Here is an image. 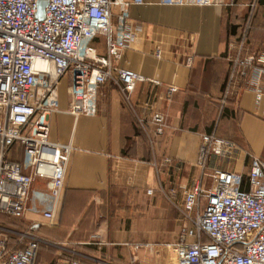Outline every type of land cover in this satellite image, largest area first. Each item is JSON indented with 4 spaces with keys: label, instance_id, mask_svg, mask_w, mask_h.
Returning <instances> with one entry per match:
<instances>
[{
    "label": "crops",
    "instance_id": "0c3cea01",
    "mask_svg": "<svg viewBox=\"0 0 264 264\" xmlns=\"http://www.w3.org/2000/svg\"><path fill=\"white\" fill-rule=\"evenodd\" d=\"M119 2L113 22L124 14L134 38L113 63L142 76L130 104L106 82L87 95L88 112L74 116L68 78H61L48 139L74 148L62 196L54 204L49 182L37 178L22 217L0 214L7 250L37 238L32 264H168L164 248L187 225L177 208L184 192L199 182L210 187L214 169L243 175L251 156L264 159V0ZM247 21L242 55L254 56V65L224 100L227 50L238 48ZM90 46L105 54L104 37ZM155 112L165 116L161 134ZM211 133L235 149H223L224 157L211 152L202 167L199 136ZM9 155L22 161L21 147ZM51 209L53 217H45Z\"/></svg>",
    "mask_w": 264,
    "mask_h": 264
},
{
    "label": "built area",
    "instance_id": "2783aa9c",
    "mask_svg": "<svg viewBox=\"0 0 264 264\" xmlns=\"http://www.w3.org/2000/svg\"><path fill=\"white\" fill-rule=\"evenodd\" d=\"M39 1L0 0V214L13 218L22 217L37 178L49 182L54 204L62 196L74 148L70 142L48 139L49 117L58 110L60 79L68 78L67 112L74 116L88 112L87 95L106 82L114 84L130 104L142 79L113 63L134 38L132 22L124 14L113 22L112 9L119 0H45L42 19L36 15ZM171 1L202 5L211 0ZM248 25L249 21L238 48L227 50L230 71L224 100L236 79L245 77L254 65V56L242 55ZM96 36L105 39L104 55L90 46ZM151 120L161 134L165 116L155 112ZM199 137L197 163L202 167L211 152L223 156V149H235L212 133ZM15 145L22 149V161L10 158ZM210 178V187L199 182L184 192L177 207L187 225L167 245L176 264H264V159L251 156L245 177L214 169ZM43 215L52 218L54 209ZM37 245V238L29 235L23 248L7 250L0 237V264H32Z\"/></svg>",
    "mask_w": 264,
    "mask_h": 264
},
{
    "label": "rangeland",
    "instance_id": "374dc122",
    "mask_svg": "<svg viewBox=\"0 0 264 264\" xmlns=\"http://www.w3.org/2000/svg\"><path fill=\"white\" fill-rule=\"evenodd\" d=\"M247 173H248V168H247L246 173L243 174V176H246ZM164 251H166V253L168 254V257H167L168 264H176V262L174 260V256H173V254H174L173 251L168 247H165ZM161 258H163V257H161Z\"/></svg>",
    "mask_w": 264,
    "mask_h": 264
},
{
    "label": "water",
    "instance_id": "95a60500",
    "mask_svg": "<svg viewBox=\"0 0 264 264\" xmlns=\"http://www.w3.org/2000/svg\"><path fill=\"white\" fill-rule=\"evenodd\" d=\"M46 5V1L45 0H40L38 2V9H37V17L42 19L43 18V10H44V6Z\"/></svg>",
    "mask_w": 264,
    "mask_h": 264
},
{
    "label": "trees",
    "instance_id": "16d2710c",
    "mask_svg": "<svg viewBox=\"0 0 264 264\" xmlns=\"http://www.w3.org/2000/svg\"><path fill=\"white\" fill-rule=\"evenodd\" d=\"M258 1H259V0H258ZM251 19H252V18H251ZM243 24H244V23H243ZM243 24H242V25H243ZM244 25H245V24H244ZM240 26H241V24L239 25V27H240ZM249 26H250V22H249L248 28H249ZM246 37H247V34H246ZM95 38H96V37H95ZM95 38H94V39H95ZM37 246H38V245H37Z\"/></svg>",
    "mask_w": 264,
    "mask_h": 264
},
{
    "label": "bare ground",
    "instance_id": "6f19581e",
    "mask_svg": "<svg viewBox=\"0 0 264 264\" xmlns=\"http://www.w3.org/2000/svg\"><path fill=\"white\" fill-rule=\"evenodd\" d=\"M39 63H37V65H38Z\"/></svg>",
    "mask_w": 264,
    "mask_h": 264
}]
</instances>
